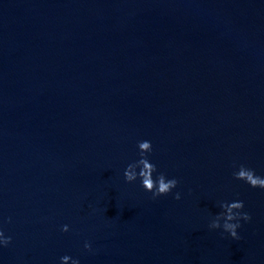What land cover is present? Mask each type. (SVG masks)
<instances>
[{"label":"water","instance_id":"1","mask_svg":"<svg viewBox=\"0 0 264 264\" xmlns=\"http://www.w3.org/2000/svg\"><path fill=\"white\" fill-rule=\"evenodd\" d=\"M144 140L179 181L155 200L124 179ZM241 164L264 177V0H0V264H264ZM237 200L235 241L209 224Z\"/></svg>","mask_w":264,"mask_h":264},{"label":"clouds","instance_id":"2","mask_svg":"<svg viewBox=\"0 0 264 264\" xmlns=\"http://www.w3.org/2000/svg\"><path fill=\"white\" fill-rule=\"evenodd\" d=\"M139 150V160L130 163L124 170V179L127 183H133L138 178L141 180L143 189L152 194V199H157L161 196L169 195L173 189L177 188L179 181L175 178L167 179L163 173H159L156 179H153V174L157 173L156 165L151 163L148 156L152 153V144L150 141H140L137 145ZM235 167V165H234ZM137 169L139 172L137 173ZM233 178L237 181H243L252 189L264 190V177L256 175L253 169L245 165H239L238 170L233 173ZM180 193L177 192L174 196L175 200H180ZM219 207L222 209L220 214L216 215L209 224L210 230L223 229L224 233L235 241L241 239L237 230L241 227V220L250 222L251 216L244 211V202L237 200L234 202H220ZM223 221V224H221ZM63 232H68L67 225L61 229ZM223 238V237H222ZM11 243V237H5L3 231H0V245L7 247ZM84 248L87 251H92L91 245L85 243ZM71 258L64 256L61 258V264H69ZM71 264H79V260H72Z\"/></svg>","mask_w":264,"mask_h":264}]
</instances>
